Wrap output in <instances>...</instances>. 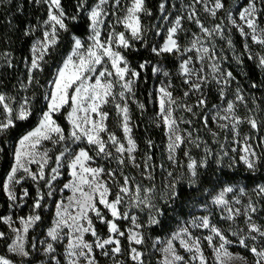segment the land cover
I'll return each mask as SVG.
<instances>
[{"label": "snow or ice", "instance_id": "6c2138e0", "mask_svg": "<svg viewBox=\"0 0 264 264\" xmlns=\"http://www.w3.org/2000/svg\"><path fill=\"white\" fill-rule=\"evenodd\" d=\"M4 3L5 0H0V5ZM27 3L44 8L46 15L24 32L25 36H35V39L29 49L30 56L23 61L27 78L19 81V92L26 93L39 84L36 74L43 73L49 58L58 53L64 38L62 33L70 31L69 21L75 22L80 14L86 13L89 35L87 40L75 34L71 36L70 51L54 69V77L43 95L45 107L37 110L36 104L40 101L34 94L17 99L0 93V153L5 152L4 145L14 135L19 122L29 121L37 111L39 114L36 126L20 136L15 144L8 145L12 163L0 181V191L10 202L9 208L22 209L27 205L31 193L23 185L29 180L36 189V196L27 215L15 220L12 215H0V224L7 225L11 233L0 231V241L6 243L7 252L20 257V264H33L29 259L32 252L42 253L46 264H61L56 253L57 245L63 243L64 264H99L97 252L109 258L112 264H125L120 259L125 254L132 264H149L145 257L154 253L161 254L158 264H264V224L255 219L264 211V184H256L249 191L247 184H240L241 179L248 177L236 175L241 166L253 175L264 169V148L257 151L251 143L254 137L241 135V125L247 124L257 133L258 143L264 144V139L258 135L264 127V119L253 114L264 113V105L249 107L244 87L237 83L233 88L237 78L222 67L223 49L217 51L215 46L217 38L225 39L226 28L235 29L245 41L243 49L247 58L264 71V0H238L235 12L224 0H191L189 4L181 0L179 8L176 4L171 6L172 11L178 13L174 17L168 0H161L159 19L167 27L162 30L164 25L154 26V35L163 40L152 44L150 50L156 57L176 58V74L184 86L182 96L174 95L175 85L163 60L157 64L144 60L133 68L121 51L136 50L135 43L149 47L148 30L142 18L152 16L153 12L146 0H128L126 4H122V0H96L90 8L88 0H76V14L71 16L62 0H27ZM197 5L213 20L224 12L226 20L221 17L219 23L206 26ZM18 10L22 11L23 5ZM108 16L115 17V22H106ZM185 19L194 23L199 32L193 33L188 44L182 46L180 33L186 34ZM118 25L124 31H117ZM105 28L106 38L102 37ZM248 39L259 46V52H252ZM227 45L233 48L230 38ZM9 55L0 53L5 58ZM233 58L237 64L243 63L240 56ZM6 66L14 67L11 59H7ZM149 67L153 77H164L154 89L158 111L153 123L164 130L169 162L168 167L163 163L158 166L162 174L159 187L157 165L153 163L155 144L151 139L146 141L148 150L141 162H137L139 146L132 135L129 108L131 100L142 113L145 111V104L136 100L135 86L142 78L147 82L142 73ZM213 86L219 103L209 109L208 93ZM260 86L255 82L250 85L253 89ZM193 95H197V99L189 103ZM152 96L150 92L149 97ZM252 103H256L255 99ZM108 105L115 108L123 138L109 130L110 113L104 110ZM241 106L244 115L240 114ZM59 115L64 116L67 128L58 123ZM194 120L207 130L218 151L198 134L193 135L200 131L194 127ZM193 148L202 155L195 156ZM181 153L186 162L181 161ZM97 159L115 161L118 169L93 166ZM212 164L216 167L212 168ZM128 167L139 170V180L124 171ZM226 168L232 170L231 174ZM62 169L67 171L69 179L59 191L61 195L65 191L71 195L67 202L63 199L55 202L52 226L44 239L31 241L30 251L27 237L42 221L38 210L45 207V198L55 196V182L63 175ZM210 171L212 179H209ZM105 176L109 179H104ZM43 188L48 190L46 194ZM184 189L191 197L184 201L190 205L187 220L175 208ZM197 208L200 214L193 211ZM217 211L220 220L227 223V229L212 222ZM170 212L179 218L170 235L165 239L146 236V231L156 227L163 229L164 219ZM141 214L145 219H141ZM239 217H243V227L237 223ZM97 222L106 227L105 236L100 234ZM121 222H126L127 226L122 227ZM194 230L201 233L206 230L207 234L198 236ZM202 241L212 249L211 260L205 254ZM149 243L152 253L146 251ZM231 246L245 249L253 261L232 253ZM0 264L16 262L0 255Z\"/></svg>", "mask_w": 264, "mask_h": 264}, {"label": "trees", "instance_id": "16d2710c", "mask_svg": "<svg viewBox=\"0 0 264 264\" xmlns=\"http://www.w3.org/2000/svg\"><path fill=\"white\" fill-rule=\"evenodd\" d=\"M189 1V0H187ZM238 0H224L226 6L230 8L233 2ZM95 0H88L89 8L94 4ZM161 0H146L147 7L150 8L153 12L152 16H144L142 18V23L146 27L147 31V40L149 47H142L139 43H135V49L122 50L124 55L127 57L130 65L133 68H137L139 63L144 60H150L153 64L159 63L161 60L164 61V64L167 68L170 69L172 80L174 82V94H177L176 91L182 87V81L179 76L176 74V64L177 60L173 56L166 57H156L152 54L150 46L155 43H162V37H156L155 27L159 25H164V22L159 19V3ZM178 0H168V8L171 9L172 4H177ZM242 2V1H241ZM128 3V0H123L122 4ZM62 4L68 13L69 16L76 14L75 6L76 0H62ZM23 5V10L20 11L19 6ZM46 15L44 8H37L32 4L27 3V0H12V3H5L0 5V53L7 52L10 55L5 58L0 56V93H4L8 96H16L19 99L21 96L34 94L40 103L36 104L37 110L42 107H45V102L43 101V95L48 89L49 81L52 79L54 74V69L62 62V57L67 55L71 47V36L73 34L81 37H84L88 33V20L87 14H80L78 20L73 22L69 21L70 31L68 33H62L64 37L60 46L58 53H53L52 57L49 58L48 64L45 65V71L43 73H37L39 79V84L34 85L29 88L28 92H19V81L26 80L27 74L26 69L24 68V59L30 56V46L35 39V36H25L24 32L27 27L37 24L38 18L43 19ZM190 29L195 31L196 27L194 24H190ZM167 25H164L162 30H166ZM238 44V42H236ZM239 48L240 45H238ZM7 59H11L14 67L8 68L6 66ZM243 63L240 66L239 71L232 69L236 80L244 87V89L250 90L256 97L263 95L258 89H253L250 87L251 83L255 82L258 85H261L264 82V76L261 71L257 69L253 61L249 60L247 57L242 58ZM142 77L147 78V82L142 78L136 88V100L140 103L145 104V111L142 113L135 103H130L131 118H132V129L134 138L139 146L138 154L144 156V153L148 150L146 141L151 139L155 147L152 150L154 155V161L156 165L163 158V150L165 143V135L162 127H156L153 120L156 117L158 111V105L154 103L155 93L154 89L159 83V79L153 77L151 73V67H149L146 73H142ZM152 92V98L149 97V93ZM260 105H264V99H255ZM217 102V98L212 99V103ZM105 110L110 113L108 120V127L110 131H113L117 136L121 137V130L118 125V117L116 115L115 108L111 105L105 106ZM38 111L36 115H33L29 121L19 122V127L14 129V135L10 138L8 144H5V152L0 153V181L6 176L11 163H12V154L11 151H8L9 144H15L16 140L19 139L27 131L31 130L36 124L38 119ZM58 123L61 126L67 128V123L63 115L56 117ZM215 164H212V168H215ZM231 174V172H229ZM237 176H247V180H240V183L247 184L248 187L254 186L259 182L264 181V173L260 174H250L247 173L241 166L236 170ZM213 178V173L209 172V179ZM207 186V185H206ZM190 195L187 189H184L181 195V198L176 201L175 208L181 214L182 218H186L188 215L190 207L184 204L186 199H190ZM53 208L51 207L47 213L40 211L42 216V221L38 226L35 227L32 232L43 233V231L50 224V217L52 215ZM9 211V201L7 197L0 191V215H6ZM179 218L176 213H169L164 219V228L156 227L148 232L154 236H160L165 233L170 232L174 225L178 222ZM264 224V223H262ZM0 231H4L6 234L11 235L8 230L7 225L0 224ZM31 232V233H32ZM30 233V234H31ZM10 242V241H9ZM0 254L6 255L9 259H12L16 264H20V259L16 256H13L11 253L7 252L6 243L0 241ZM246 255H249L247 251ZM33 261V260H32Z\"/></svg>", "mask_w": 264, "mask_h": 264}, {"label": "rangeland", "instance_id": "374dc122", "mask_svg": "<svg viewBox=\"0 0 264 264\" xmlns=\"http://www.w3.org/2000/svg\"><path fill=\"white\" fill-rule=\"evenodd\" d=\"M241 1H242V0H240V2H241ZM95 2H96V0H95ZM95 2H94V4H95ZM122 2H123V0H122ZM182 2H183L184 4H189V3H191V0H189V1H187V0H182ZM237 2H238V1H237ZM237 2H233V3H232V6L229 8V9L232 10L233 12L236 11ZM94 4H93V5H94ZM180 4H181V0H178V2H177V4H176L177 8L180 7ZM93 5H92V6H93ZM92 6H91V7H92ZM169 10L172 11V7H171V9H169ZM197 10H198L199 13H200V19H201V20L205 23V25L208 26V27H212L214 24L219 23L221 17H224L225 20H226V16H225V13H224V12L219 13V14H218V17H217L215 20H213V19H212L207 13H205V12L203 11L202 6L197 5ZM118 14H119V15H123L122 12H119ZM176 14H178L176 11H172V16H173V17H174ZM106 22L114 23V22H115V17H113V16H108V17L106 18ZM190 24H194V23H189V22L187 21V19H185V20L183 21V26H184V29H185L186 34H185V33H180V37H181V45H182V46L188 44L189 39L192 37V34H193V33H198V32H199V30H198V28L196 27L195 24H194V25H195V27H196V30H195V31L191 30V29H190V27H191ZM116 30H117V31H124L123 27H122V26H119V25L117 26ZM88 35H89V32H88L84 37H81V39H82V40H87ZM106 36H107V29L105 28V29L102 31V37L106 38ZM228 38H230V39L232 40V42H233V48H229V47H228V45H227V39H228ZM236 42H238V44H236ZM244 42H245L244 39L240 37L239 33H238L235 29H230V30H229V28H226V30H225V39H224V40H220V39H218V38L215 40L216 50H217V51H220L221 49H223V55H224L225 59H224L223 61H221L222 67H224V68H226L227 70H230V71H232V69H235V71H239V70H240V66H241V64H237L236 61H235V59H234L233 57H234V55H235V56H240V58H241V60H242L243 57H247V56H248V54L245 53V52H244V49H243ZM247 43L251 46V48H252V52H253V53H257V52L260 51L259 46H258V45H253V44L251 43V40H250V39H248ZM238 45H240L241 48H239ZM122 50H123V49H121V51H122ZM251 61H252V60H251ZM253 63L255 64L254 61H253ZM255 66H256V64H255ZM164 67H166L165 64H164ZM256 67H257V66H256ZM24 68H25V66H24ZM166 68H167V67H166ZM257 69L260 70L258 67H257ZM167 70L170 72V69H169V68H167ZM25 71H26V70H25ZM260 71H261V70H260ZM261 73H262V75L264 76V71H261ZM53 77H54V74H53ZM53 77H52V79H53ZM171 78H172V76H171ZM52 79H51V80H52ZM158 79H159V83H158L157 87L160 86V82H161L162 80H164V77L161 76V77H159ZM237 83H239L238 80H236V81L233 82V88L235 87V85H236ZM239 84H240V83H239ZM48 87H49V84H48ZM258 88H259L258 90H259L261 93H263V95L260 96L259 98L256 97V94H254V93L251 92L250 90L245 89L244 94H245V96H247V97L249 98V107H251V108H255V107H256V104H259V105H260V103H258L256 100H255L256 103L253 104V103H252L253 99H264V82H263V83L261 84V86L258 87ZM183 90H184V86L182 85V87H180L179 90L176 91L177 94H174V95L182 96V94H183ZM25 95H26V94H25ZM25 95H24V96H25ZM30 95H32V94H30ZM21 97H22V96H21ZM213 98H217V102L212 103V99H213ZM229 98H231V97H229ZM196 99H197V95H193V96L190 98V100H189L188 102H189V103H195ZM130 103H133V102H132L131 100H129V108H130ZM218 103H219V100H218V97H217L216 88H215V86H213L212 89H211V91L208 93V108L210 109L211 106H212L213 104H218ZM104 110H105V109H104ZM105 111H106V110H105ZM240 114H241V115H244V111H243L242 106H241V113H240ZM253 114L256 115V116H258V117H261V119H264V113H261V112H255V113H253ZM178 115H179V113H178ZM184 115L187 116L188 114H187V113H184ZM130 116H131V110H130ZM38 119H39V116H38ZM38 119H37V122H38ZM35 126H36V125H35ZM35 126H34V127H35ZM34 127H33V128H34ZM181 127H183V128H187L188 125H182ZM194 127L199 128L200 131H199V133L193 132V135H197V134H198L200 137H202V138H204L205 140H207L209 144H212V137L208 134L207 130L203 128L202 124H200V123H198V122H196V121L194 120ZM212 127H213L214 130H217L215 125H212ZM33 128H32V129H33ZM32 129H31V130H32ZM120 130H121V129H120ZM29 131H30V130H29ZM245 134H247V135H251V136L254 137V139L251 141V143H252L254 146H256V150H257V151H260L262 148H264V144H259L258 141L255 139V137L257 136V133L253 132L247 124H243V125H241V135H245ZM132 135H133V132H132ZM258 135H259L260 139H264V127L261 128V130H260V132L258 133ZM223 136H224V134L221 133V140H223ZM119 137H120V136H119ZM121 138H123V133H122V131H121ZM133 138H134V135H133ZM134 139H135V138H134ZM166 143H167V140H166V137H165L164 150H163V158H162V160L159 162V164L157 165V168H156V174H157L156 184H157V187H159V186L161 185V175H162V174H161V171H160V169H159L158 166H159L161 163H163V164L165 165V167H168V166H169V162H168V160H167V154H166V152H165V144H166ZM82 146H83V145H82ZM212 147H213V148H216L217 151L219 150V149H218V146L215 145V144H212ZM192 151H193V154H194L195 156H200V155H202V153L198 152V150H196V149H194V148L192 149ZM54 153H55V150H53V154H54ZM92 155H95V154L92 153ZM136 155H137V162H141L143 156L140 155V154H138V152L136 153ZM180 158H181V161H182V162H186V161H184V158H183L182 153H181V157H180ZM93 166H103V167H105L106 169H114V170H115V169H118V165L115 163V161H106V160H100V159H97L96 164H94ZM32 167L35 169L36 166L33 165ZM225 170H226V171H229V172L232 171V170H229V169H227V168H226ZM124 171H125L126 173L130 174V175L136 176L137 180H139V170H138V169H134V168L128 167V168H125ZM260 172L264 173V169H261L260 171H258V172L255 173V174H260ZM62 173H63V175L60 177V179L57 180V181L55 182V184H56V188H57V191H56L55 196H54L53 198H51V199H48V198L46 197V198H45V201L43 202L44 205H45V207H43L42 209L38 210L39 212H40V211H43V212L47 213L51 207L53 208V210H52V215H51V217H50V224H49V226L43 231L42 234L39 233V232H32V231H34L35 227H34L33 229L30 230V233H31V232H32V233H31V234L29 233V236L27 237V241H26V244H27V246L29 247V250H30V251H31V248H30L31 241H32L33 239H37V240H39V239H44V238H45V233H46L47 229H48L49 227L52 226L53 219H54V214H55V202H56V201H59V200H62V199H63L65 202H67V197L71 195V192H69V191H65V192L63 193V195H61V193H60V191H59V189L63 187V184L66 183V182L68 181V179H69L66 170H63V169H62ZM116 175H117V177H119V175H120L119 171H117ZM104 179H109V178L105 176ZM240 184L243 185V183H240ZM257 184H258V183H257ZM259 184H264V181L259 182ZM41 185H43V182H41ZM254 186H255V185H254ZM254 186L249 187V191H250L251 188L254 187ZM23 187H25V188H27V189L29 190V192L31 193V196H30V198L27 200V205H26L24 208H22V209H21V208H17V209H14V210L9 208V211L7 212L6 215H12L14 220H15L18 216H25V215H27V214L29 213V211H30V205L33 203V198L36 196V189H35L33 183H32L30 180L27 181V182L23 185ZM17 191H19V186H18V188H17ZM47 191H48V190H47L46 188H43V192H44L45 194L47 193ZM244 199L246 200L247 198H244ZM9 204H10V202H9ZM188 207H190V205H188ZM193 211H196L197 214H200V210H199L198 208H197V209H193ZM109 219H111V217H109ZM141 219H142V220L145 219V217H144L143 214H141ZM183 219L187 220V219H189V216H187L186 218H183ZM255 219H256V222L259 223V224L264 223V211L259 212V213L257 214V216H256ZM212 222L215 223V224H217L218 226H220L222 229H227V227H228V225H227V223H226L225 221L220 220V218H219V212H218V211L215 212V213L213 214V216H212ZM237 223H238V225H239L240 227H243V226H244V220H243V217H239V218L237 219ZM121 224H122V227L127 226V223H126V222H121ZM177 225H178V222L174 225V227H173L172 230H174V229L177 227ZM233 227H235V225H234ZM97 228L99 229L100 234H101L102 236H105V235L107 234V229H106V227H105L104 225H100V224L97 222ZM172 230H171V231H172ZM171 231L168 232V233H165V234H163V235H160V236H154V235H151L148 231H146L145 234H146V236H150L152 239H155V238H157V237H160L161 239H165V238H167L168 235H170ZM194 231H195V234L198 235V236H202V235L207 234L206 230H205L204 233H201L199 230H194ZM229 238L231 239L232 237H229ZM89 239H91V238L89 237ZM123 243H124L125 248H127V241L125 240V241H123ZM202 245H203V248H204V251H205L206 256L209 258V260H211V259H212V255H211V253H212V249L207 247V243H206V241H202ZM229 250H230L232 253H239L240 255H243V256L247 257L249 261H253V258L251 257L250 253H249V255H246V254H245L246 250L243 249V248H240V247H237V246H231V247L229 248ZM146 251H147L148 253H152V249H151L150 243H149V245L147 246ZM181 252H183V250H181ZM247 253H248V252H247ZM0 255H1V254H0ZM56 255L58 256V258H60V260H61V264H64V260H63V256H64V244H63V243L57 245V253H56ZM96 255H97V259L99 260V264H112V261H111L109 258L100 255L99 252H97ZM185 255H187V254L185 253ZM18 258L21 260L20 257H18ZM160 258H161V254H160V253H154V254L146 255V257H145L146 261H148L149 264H158V260H159ZM29 259L33 260V264H46V258L43 256L42 253L32 252V253H31V256L29 257ZM120 259L123 260V261H125V264H132V261L128 258V256H127L126 254H125L124 256L120 257Z\"/></svg>", "mask_w": 264, "mask_h": 264}]
</instances>
